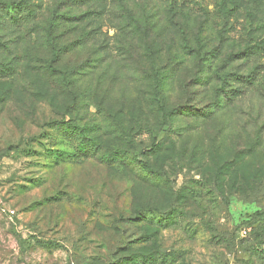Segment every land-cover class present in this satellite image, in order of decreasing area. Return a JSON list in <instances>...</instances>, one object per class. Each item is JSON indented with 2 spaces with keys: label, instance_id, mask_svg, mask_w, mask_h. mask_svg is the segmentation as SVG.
Listing matches in <instances>:
<instances>
[{
  "label": "rangeland",
  "instance_id": "rangeland-1",
  "mask_svg": "<svg viewBox=\"0 0 264 264\" xmlns=\"http://www.w3.org/2000/svg\"><path fill=\"white\" fill-rule=\"evenodd\" d=\"M0 41V264H264V0H0Z\"/></svg>",
  "mask_w": 264,
  "mask_h": 264
},
{
  "label": "trees",
  "instance_id": "trees-1",
  "mask_svg": "<svg viewBox=\"0 0 264 264\" xmlns=\"http://www.w3.org/2000/svg\"><path fill=\"white\" fill-rule=\"evenodd\" d=\"M3 48H4V44L0 41V50H2ZM47 71L49 72V74H51L53 71H55V69L51 66V67H49V69H47ZM12 74H13L12 70L2 67V64L0 63V79L1 78H9L12 76ZM51 76L53 77L56 75L52 74ZM56 82H57L58 86L60 87L61 82H58V81H56ZM66 88L67 87L65 86L63 89H66ZM65 91H68V90H65ZM66 95L70 96V98L75 97V95H74V93H72V91L69 93L67 92ZM80 135H83V134L80 132ZM81 144L84 145L83 139L81 141ZM87 146H90L89 149L92 152V154H94V155H96L100 150V147L97 143H90V144H87Z\"/></svg>",
  "mask_w": 264,
  "mask_h": 264
},
{
  "label": "built area",
  "instance_id": "built-area-1",
  "mask_svg": "<svg viewBox=\"0 0 264 264\" xmlns=\"http://www.w3.org/2000/svg\"><path fill=\"white\" fill-rule=\"evenodd\" d=\"M245 233V231H243Z\"/></svg>",
  "mask_w": 264,
  "mask_h": 264
}]
</instances>
